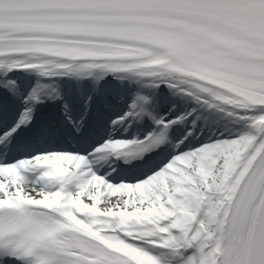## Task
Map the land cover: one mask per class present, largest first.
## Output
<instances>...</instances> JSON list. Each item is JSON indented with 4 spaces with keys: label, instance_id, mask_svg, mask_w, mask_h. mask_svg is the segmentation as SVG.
Listing matches in <instances>:
<instances>
[{
    "label": "snow or ice",
    "instance_id": "snow-or-ice-1",
    "mask_svg": "<svg viewBox=\"0 0 264 264\" xmlns=\"http://www.w3.org/2000/svg\"><path fill=\"white\" fill-rule=\"evenodd\" d=\"M0 264H264V0H0Z\"/></svg>",
    "mask_w": 264,
    "mask_h": 264
}]
</instances>
